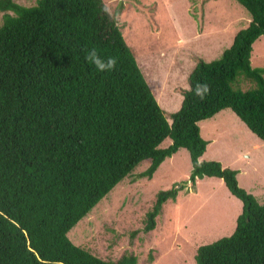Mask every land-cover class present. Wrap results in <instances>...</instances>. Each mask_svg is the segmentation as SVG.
I'll use <instances>...</instances> for the list:
<instances>
[{
    "label": "trees",
    "instance_id": "1",
    "mask_svg": "<svg viewBox=\"0 0 264 264\" xmlns=\"http://www.w3.org/2000/svg\"><path fill=\"white\" fill-rule=\"evenodd\" d=\"M236 1L248 25L217 58L197 59L169 121L103 0H0V264H138L132 252L102 258L67 234L139 163L150 159L138 175L150 179L180 148L192 185L220 178L242 202L233 232L199 245L195 264H264V202L238 184L237 169L200 159L208 140L198 122L226 108L264 141V66L251 65L264 0ZM93 50L115 65L98 68ZM183 187L156 193L144 232Z\"/></svg>",
    "mask_w": 264,
    "mask_h": 264
},
{
    "label": "rangeland",
    "instance_id": "2",
    "mask_svg": "<svg viewBox=\"0 0 264 264\" xmlns=\"http://www.w3.org/2000/svg\"><path fill=\"white\" fill-rule=\"evenodd\" d=\"M14 1L26 6L36 3ZM103 2L111 18L121 25L125 41L169 121V114L181 104V91L188 88V74L197 59L217 58L250 21L249 13L236 0ZM2 15L0 12V23ZM251 65L264 66V35L253 43ZM248 86L249 82L242 83V87ZM219 112L216 126H211V119L198 123L205 139L217 135L201 159L237 169L238 184L264 202V141L229 108ZM170 143L166 138L160 147ZM149 164L150 159L139 163L67 235L102 258L115 260L132 252L138 264H195L199 245L233 232L242 202L220 178L205 176L192 185L186 148L166 158L152 178L139 177ZM174 184L184 185L177 199L166 202L155 228L144 232L143 218L156 193Z\"/></svg>",
    "mask_w": 264,
    "mask_h": 264
},
{
    "label": "clouds",
    "instance_id": "3",
    "mask_svg": "<svg viewBox=\"0 0 264 264\" xmlns=\"http://www.w3.org/2000/svg\"><path fill=\"white\" fill-rule=\"evenodd\" d=\"M89 59H91L96 65L98 68L100 69H104V68H112L115 63H116V60L114 58H110L108 61H107V64L101 62L97 56H96V53H95V50L91 51L89 53ZM207 89L205 88V91ZM197 94H200V89H197Z\"/></svg>",
    "mask_w": 264,
    "mask_h": 264
},
{
    "label": "crops",
    "instance_id": "4",
    "mask_svg": "<svg viewBox=\"0 0 264 264\" xmlns=\"http://www.w3.org/2000/svg\"><path fill=\"white\" fill-rule=\"evenodd\" d=\"M221 114V112H219V113H216L214 116H212L211 118H209V120L211 119V126L213 127V126H216L217 125V123H216V121H214V120H216L218 117H219V115ZM202 121V120H201ZM200 122V121H199ZM198 122V123H199ZM217 133V132H216ZM218 134V133H217ZM216 134L213 136V137H211V139L210 140H208V144H209V142L211 141V142H213V141H215L216 140ZM205 153V152H204ZM202 157V156H201ZM201 159V158H200ZM210 177V176H209ZM213 177V176H212ZM198 180V179H197ZM222 180V179H221Z\"/></svg>",
    "mask_w": 264,
    "mask_h": 264
}]
</instances>
